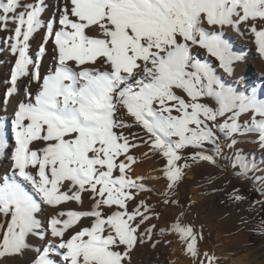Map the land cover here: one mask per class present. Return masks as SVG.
<instances>
[{"label": "snow or ice", "instance_id": "6c2138e0", "mask_svg": "<svg viewBox=\"0 0 264 264\" xmlns=\"http://www.w3.org/2000/svg\"><path fill=\"white\" fill-rule=\"evenodd\" d=\"M48 7L47 0H0V32H10L3 43L14 57L0 96V155L8 161L0 258L23 256L35 236L45 243L31 264H132L138 248H155L157 235L172 231L193 264H214L199 249L202 226L182 224L181 212L158 229L151 221L160 213L148 199L178 206L193 164L228 161L244 179L256 171L237 145L250 138L264 151V87L227 85L193 50L232 74L242 56L223 38L228 28L250 31L264 57V0H58L51 15ZM49 44L55 63L42 75ZM141 147L142 156L162 161L161 175L135 174ZM161 179L160 190L148 183ZM223 191L232 202L244 199L234 186ZM71 202L80 209L63 210ZM45 207L54 214L42 221Z\"/></svg>", "mask_w": 264, "mask_h": 264}, {"label": "bare ground", "instance_id": "6f19581e", "mask_svg": "<svg viewBox=\"0 0 264 264\" xmlns=\"http://www.w3.org/2000/svg\"><path fill=\"white\" fill-rule=\"evenodd\" d=\"M22 2H30V0H22ZM48 4V14H55L58 0H47ZM12 26L10 25V28ZM10 32H0V96L3 95L7 85V81L10 75V69L14 62V57L10 54L7 46L3 43ZM223 38L229 42L233 50L240 56L242 60L234 63L233 73H224L222 69H218L217 72L221 75V79L231 86L236 87L239 90H244L248 86H255L259 93L261 87H264V57H262L258 50L255 42V36L250 31H244L243 34L237 33L231 29L225 28L223 32ZM41 42V36L39 34L35 35L34 39L30 42V54L34 55L39 43ZM193 54L199 56L202 60L206 56V51L200 48H194ZM53 46L48 45V51L42 59L41 64V74L46 75L53 67ZM27 83V78H24L20 85V96L23 95L24 84ZM33 92L37 91L38 88L35 84L32 85ZM19 98V97H18ZM16 101L13 100L8 106L7 115L10 116ZM0 115H5L0 109ZM245 119V118H244ZM249 146V145H248ZM147 151L145 148L141 147L135 154L139 158V162L135 168L136 175H151L153 177L161 175L159 172L161 160L159 158H147L141 155V153ZM8 166V161L0 155V176H2ZM220 171L217 167L213 168L212 171V186L217 188L216 185L219 184L226 188L229 185V179L223 177L215 181V177ZM198 173V172H197ZM189 178L194 179L196 174L188 172ZM196 179H194L195 181ZM164 181L161 179L159 182L153 180L150 183L155 189H162L164 187ZM194 187V186H193ZM191 189L190 199L194 202H199L202 199L199 193V187ZM220 189V188H219ZM30 191V189H29ZM145 196L149 194L145 193ZM161 199L156 195H150L148 202L155 206L156 209L159 208L160 204L157 205V201ZM88 197H85L84 207L88 206ZM238 204L239 202H235ZM80 205L75 202L68 203L63 210L68 209H80ZM166 212V211H165ZM172 213V212H170ZM54 214L52 210L48 207L44 208L43 215L39 218L44 221L47 217ZM166 214V213H165ZM169 215V214H168ZM172 215V214H171ZM177 215V214H176ZM190 216V215H189ZM169 217V216H168ZM192 217V216H191ZM195 218V217H194ZM161 218L159 217V220ZM169 219V218H168ZM173 219V218H172ZM198 219L200 224L205 222V218H195ZM156 220V219H155ZM157 221V220H156ZM85 224L88 223L87 220L84 221ZM156 224V223H155ZM157 225V224H156ZM164 225V224H163ZM158 229H161L159 225ZM166 226V225H165ZM225 229V228H224ZM205 232L207 237H210V242L203 241L204 247L200 250L201 253L210 252L217 259L214 264H224L225 260L230 259V264H255L254 259L250 257L249 254H244L242 256L234 257L227 254L225 248V242H222L226 237L225 230L214 229L210 225L205 226ZM204 232L203 235H206ZM226 234V235H225ZM176 234L172 231L165 232L163 235H157L156 239L160 241L157 247L153 248L151 245L138 248L132 256V264H193L192 258L187 255L184 251V247L181 242H176ZM51 239V237H49ZM205 239V238H203ZM209 239V238H208ZM29 243L33 246L32 249L25 252L23 256H8L0 258V264H31V260L34 256V248L39 247L43 241H40L35 236L29 237ZM203 245V243H202Z\"/></svg>", "mask_w": 264, "mask_h": 264}, {"label": "rangeland", "instance_id": "374dc122", "mask_svg": "<svg viewBox=\"0 0 264 264\" xmlns=\"http://www.w3.org/2000/svg\"><path fill=\"white\" fill-rule=\"evenodd\" d=\"M202 61L208 63L214 69L217 77L221 79V75L217 72L219 66L215 58L206 52V56ZM244 118L245 120L249 119L248 116ZM132 131L139 132V129L133 128ZM237 148L249 161L255 160L257 165L256 171L251 172L247 179L237 178L231 167L228 166V161H220L219 167H217L220 172L214 179L216 181L227 177L229 185L224 188L217 184V188H215L212 184H209L214 167L206 163L193 164L185 170L186 174L179 184L177 192L179 205L166 207L161 203L159 208L156 209L160 213L161 219H156L157 221L153 219L151 223H156L160 228L166 229L173 225L176 218L180 217L181 212H183L185 215L181 218V223L195 224L198 232L201 230V226L203 234L205 226L208 225L215 230L223 228L227 235L225 234L226 237L222 242H225V248L229 256L238 257L249 254L254 259L255 264H264V228L261 227L262 222H264V206L259 203L264 201V194H262L264 193V151H261L250 138L242 140ZM190 153L191 149L188 154ZM227 155L231 158L233 153L228 152ZM160 165L162 166V161ZM188 172L196 174L195 181L189 178ZM233 186L239 190L244 198L238 204L230 201L223 191V189H226L230 192ZM192 187H199V193L202 196L199 202L190 199ZM194 217L205 218V222L200 224L198 219L195 220ZM203 237L205 239L199 242L200 250L204 247L205 241L210 242V237H207V234ZM176 239V242H180L179 237ZM208 254L212 253L208 252ZM224 264H230V259L225 260Z\"/></svg>", "mask_w": 264, "mask_h": 264}]
</instances>
